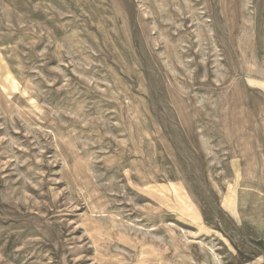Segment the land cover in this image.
<instances>
[{"label":"rangeland","instance_id":"rangeland-1","mask_svg":"<svg viewBox=\"0 0 264 264\" xmlns=\"http://www.w3.org/2000/svg\"><path fill=\"white\" fill-rule=\"evenodd\" d=\"M0 264H264V0H0Z\"/></svg>","mask_w":264,"mask_h":264}]
</instances>
